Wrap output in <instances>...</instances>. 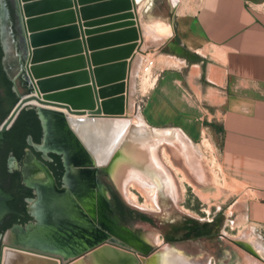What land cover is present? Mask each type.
I'll list each match as a JSON object with an SVG mask.
<instances>
[{
  "label": "crops",
  "instance_id": "obj_1",
  "mask_svg": "<svg viewBox=\"0 0 264 264\" xmlns=\"http://www.w3.org/2000/svg\"><path fill=\"white\" fill-rule=\"evenodd\" d=\"M155 2L141 0L136 9L137 56L158 53L141 120L152 129L176 131L193 146L204 129L216 130L217 171L236 189L231 206L244 223L264 229V0H165L166 19L151 16ZM117 15L80 19V25L91 23L80 30L84 40L110 33L99 30L120 23L106 21ZM13 33L18 42V31Z\"/></svg>",
  "mask_w": 264,
  "mask_h": 264
},
{
  "label": "water",
  "instance_id": "obj_2",
  "mask_svg": "<svg viewBox=\"0 0 264 264\" xmlns=\"http://www.w3.org/2000/svg\"><path fill=\"white\" fill-rule=\"evenodd\" d=\"M76 1L81 6L79 9H77ZM92 1L96 0H12L15 26L12 27L13 23L9 18L6 0H0V66L6 79L12 84L11 91L17 97L15 105L0 122V143L2 135L10 128L19 112L22 109H31L42 127L43 143H46L49 135L48 125L46 126L43 119L45 116L51 118L53 124L57 123L49 127L52 136H55L53 148L61 151L64 161H66L63 152L65 149L68 151V159L72 157L80 159L83 156V160L86 158L83 148L71 140L72 133L67 123L68 116L101 119L122 115L125 78L129 70L126 60L132 59L136 51L139 53L135 20L136 9L141 0H109L96 5H88ZM70 8H73V11ZM54 10L58 13L51 14L57 12ZM116 12L120 15L106 19V21L119 20L120 23L99 30L100 32L110 30V33L84 40L80 30L91 23L80 25V19L86 20L98 14ZM43 14L47 15L43 16ZM73 14L78 16L77 25H73ZM53 26H57V29L50 30L54 28ZM13 29L19 33V44L13 39ZM79 34H81L80 37ZM78 38L79 41L76 40ZM80 48L85 49L83 55H80ZM86 48L92 50V53L87 54ZM70 49H73L77 55L68 54ZM52 76L56 77L52 78ZM76 85L83 87L61 91ZM38 91L61 92L54 94L50 99L42 100ZM30 101H35L38 105H28ZM68 140L72 142V146L66 143ZM62 142L65 145H59ZM86 159L88 164L85 165L91 169L94 168L96 171V169L103 168L95 166L90 156ZM89 179L91 181L93 179L91 174ZM11 199L0 188V221L7 213L20 216L7 208L6 202ZM107 225L108 229L103 228L111 236L108 235L101 241L67 258L32 246L10 245L9 248L54 259L57 264H70L83 253L97 248L100 244L129 251L137 257H147L149 253L152 254L155 251V249H150L144 253L134 248L126 242L127 237L125 236L128 235L123 236L121 229L111 223ZM19 231L22 233L21 230ZM113 238L121 239L125 244ZM3 247L4 244H0V260Z\"/></svg>",
  "mask_w": 264,
  "mask_h": 264
},
{
  "label": "rangeland",
  "instance_id": "obj_3",
  "mask_svg": "<svg viewBox=\"0 0 264 264\" xmlns=\"http://www.w3.org/2000/svg\"><path fill=\"white\" fill-rule=\"evenodd\" d=\"M8 1L12 5V0ZM155 5L158 6L153 9L151 16L159 15L162 19L169 18L165 0H156ZM151 27L154 29L156 26ZM16 38L13 33L15 41ZM19 42L18 38L16 43L19 44ZM136 53L138 54V51L135 52L132 59L127 61L129 73L133 59L137 58L131 76H128L130 74L127 73V78H125L123 94L124 102L126 98L130 101L132 108L128 112L130 116L121 115L120 118L126 119L130 123L125 135L126 139L131 137L145 139L146 144L153 146L152 158L148 162L151 164L154 162V165L158 166L152 168L153 170L155 168L157 170L155 172L164 178H161V181H167V185L164 182H161L158 187L153 185L155 188L148 194V188L143 190L145 193L141 192L133 186L132 181L126 186L118 187L119 185L113 179L114 176L108 167L114 169L119 160L115 159L111 161L112 165L109 163L108 167L99 168L97 172L99 179L107 183L118 194L126 207L133 212L146 215L151 221L149 225L140 224L133 220L122 222L127 232L126 235L132 236V240L138 239L140 242L147 243L150 249L159 251L162 259L161 264H253L252 256L249 254V250L247 251V243L241 238L244 233L249 232L248 240L257 239L264 246V229L244 223L236 213V208L231 206L236 189L225 182L217 171V131L213 130L212 132V130L204 129L203 133L207 144L205 146H201L200 143L193 146L177 135L180 143L182 142L187 151L191 152L196 159L194 165L199 177L195 178V175L186 167L183 157L177 153L175 149L177 145L169 144L168 140L162 139V136L155 137L157 140L153 139V133L171 132V130H153L144 125L140 116L132 115L134 114L133 106H137L140 114L147 91L153 85L157 73L153 64L157 52L147 53L145 57L143 54L139 57ZM145 60L151 61L152 66L150 67V85L149 87L147 85L146 92H143L141 90L142 76L147 65ZM126 80L127 82L129 80V85ZM174 132L177 134L176 131ZM172 133L168 134V138L171 137ZM130 159L135 162L131 163V166L137 172L139 171L145 176L151 174L155 177V173L151 172L152 170L143 171V169H139L137 165L138 156L130 154ZM187 181L195 188L189 186ZM149 197L153 198L155 206L147 202ZM107 211H110L109 208ZM110 217L108 216V219L114 224L111 215ZM117 224L119 223L115 224L116 228L120 229ZM192 226L195 227V230L192 229ZM8 231L2 234L0 244H5L4 238ZM17 232L19 235L23 234L20 231ZM122 234L125 236L123 230Z\"/></svg>",
  "mask_w": 264,
  "mask_h": 264
},
{
  "label": "bare ground",
  "instance_id": "obj_4",
  "mask_svg": "<svg viewBox=\"0 0 264 264\" xmlns=\"http://www.w3.org/2000/svg\"><path fill=\"white\" fill-rule=\"evenodd\" d=\"M135 23H136V28L138 30L136 20ZM138 39H140L139 33H138ZM136 60L137 58L135 57L131 63L130 71L128 73L130 75L128 76H131ZM146 63L148 65V61H146ZM147 65L143 70V76H142L143 85L141 90L143 92H146L147 85L148 87L150 85L149 80L151 77L150 74L151 71ZM34 83L36 84V81H34ZM126 83L129 85V80L128 82L126 80ZM128 85H126V87H128ZM83 86H85V84ZM83 86L76 85L72 87H67V89L61 91H67V90L69 91L70 89H76ZM60 92L51 93V92L38 91V94L40 95V98L42 100H45L52 98L54 94H59ZM28 105L37 106L38 104L35 101H30L28 102ZM131 108L132 106L130 101H128L125 98L122 115L130 116L128 112ZM133 109H134L133 111L134 114L132 115H136L137 117H139L140 114L137 106H133ZM55 111L61 112L62 110H55ZM120 117L121 116L106 117L101 119H89L86 116L84 117L68 116L67 123L72 133L71 140L77 142V144L83 148L85 157L87 158V156H90L95 166L108 167L109 163H111L112 165L111 161L118 159L119 160L117 163L118 165H116L114 169L113 168L111 169V167L108 169L113 174L114 176L113 179H115V181L118 183L119 185L118 187L126 186L127 183H130V181H132V183H134L133 186L141 192H144L145 189L148 188L147 189L148 191L146 190L148 194L149 191H152L155 188L153 185H156L158 187L159 185H161V182L162 183L164 182L167 185V181L166 180L161 181V178L162 179L164 178L155 172L157 171L155 170V168L154 170L152 168L158 166L154 165L155 163L153 161L152 164L148 162L152 158L153 146L146 144L147 141L145 139H139L135 137L126 139L125 135L130 126V123L126 119L124 120ZM43 119L44 122H46V126L48 125L47 127L49 128V135L46 138V144L50 147H54L55 144L53 143V138H55V136H52L51 134L52 131L49 127L52 125V120L51 118L45 116L43 117ZM88 127L90 128L88 129ZM171 132L173 133L171 137L168 138V134ZM171 132L169 131L155 132L152 134L153 139L155 137L162 136V139L163 140L165 139V141L168 140L169 144H172L173 146L174 144L177 145V148L175 149L177 150V153H179L183 157L184 163L186 167H188V170H190L193 173V175H195V178L199 177L197 168L194 165L195 164L194 160L196 161L195 157H193L191 152L187 151V148L183 146L184 144H182V142L180 143L179 141L180 139L178 138L177 134H175L174 131ZM154 140L157 139L155 138ZM62 143H60L59 145H65V143L63 144ZM66 143L71 146L73 145L70 140H68ZM200 145L201 146L207 145L206 140L204 138V133H202ZM63 148H65V146H63ZM63 152L66 157V161L70 164L69 168L71 174L69 175V177L73 178V183H74L72 189H69L71 191V194H73V197L76 198L79 204L78 207H80L81 204L86 206L87 205L86 201L89 199L88 207H91L92 212L94 213L95 225L93 226V231H92V235L94 238L93 244H94L103 239L101 234V229L97 226V223L99 226H102L104 224L103 216H102L103 200L99 196L100 193L99 188L97 186V183L95 182L97 179L93 182L89 179L90 174L91 176L94 177L95 169L94 168L91 169L89 166H87L89 167L88 168L89 170H82L83 168L82 169L78 168L81 167L82 165L86 166L85 164H88L87 159L84 158L82 160L83 156L80 159L79 157L76 159L73 157L68 159L67 149L63 150ZM130 154H135L136 156H138L139 159L137 165L139 169H143V171L150 169L152 170L151 172L155 173V177H153L151 174L145 173L146 174L145 176L139 171L137 172V170H135L131 166V163H135V162H133L130 159ZM31 163L27 164L28 167L26 168L25 173L28 175L36 174L37 175L36 177L40 179L42 175L41 173H39L38 167ZM72 165H74L77 168L74 169ZM188 185L194 187V185H192L190 182H188ZM47 191L49 190L45 188V192ZM52 200L54 201L52 206L46 207L45 205V207L48 209L50 207L49 212L50 213L52 212L51 216L44 214L45 212L43 213L37 212V215L42 216V218H46V222H44V225L42 227L30 229L29 230L30 232L26 236L19 235L17 230L8 231V233L5 235L4 238L5 244L2 249L0 264H57V261L54 259H49V258L33 255L30 253L22 252L19 250H15L9 248L10 245L32 246L42 250H48L54 253H58L59 255H61V257L73 255L76 252L87 248L85 245L82 244L81 239L79 237L73 236L72 234L73 232L70 229V227L68 228L64 226L63 225L64 222H61L62 218L75 217L72 212L67 210V205L65 204L63 199L52 198ZM147 202L154 205L153 198L150 197L147 198ZM45 203H47V201ZM90 203H92L91 206ZM36 210L38 211L37 207H35V211ZM78 218L81 219V216H79ZM110 223L112 224V222ZM72 229L75 230L76 228L74 227ZM77 232L81 234L82 231L80 230V228H78ZM249 235H250L249 232L244 233L241 239L247 243L246 245L247 249L250 251V254L253 259L252 263L264 264V246L261 245L262 243H260L257 239L248 240L247 237ZM125 237H127L126 240H129L127 242L131 244L134 248L140 249L141 251H144V253H147L149 251V248L146 247L145 245L137 244L136 240H132L131 238L132 236H125ZM148 255L147 257H137L132 253H130L129 251L116 248L107 244H100L97 248L83 253L80 257H78L70 264H161L162 263L161 253L159 251L156 250L149 256ZM260 257H262L263 259H261Z\"/></svg>",
  "mask_w": 264,
  "mask_h": 264
},
{
  "label": "flooded vegetation",
  "instance_id": "obj_5",
  "mask_svg": "<svg viewBox=\"0 0 264 264\" xmlns=\"http://www.w3.org/2000/svg\"><path fill=\"white\" fill-rule=\"evenodd\" d=\"M35 117L38 122V130L36 128L27 127V133L22 142L4 139V134L2 135L0 143V188L5 194L12 198L6 202L7 208L22 217L7 213L0 221V229H2L3 226H6V229L0 233V239L2 234L8 230H21L26 236L30 232V229L42 227L44 222H46V218L37 215V212H45L44 214L51 216L52 212H49L50 207L49 209L46 207L53 205V198L63 199L67 205V210L72 212L75 217L62 218L61 222H64V226L68 228L70 227L73 236L79 237L82 244L88 247L94 242L92 231L93 226L95 225L94 213L92 212L91 207H88L89 199L86 201V206L81 204V206L78 207L79 204L76 198L73 197V194H71V191L69 190L74 186L73 178L69 177L71 174L69 168L70 164L67 161H64V157L62 153H60V150L54 149L46 143H43L42 127L36 114ZM56 124L52 123V125ZM89 128L90 127H88V129ZM28 163L34 164L38 167V171L42 175L40 179L36 177V174L28 175L25 173ZM72 166L74 169L77 168L74 165ZM78 168L89 170V167L84 165ZM98 170L99 169L95 171L92 181L97 179L95 182L99 188V196L103 200L102 216L104 224L99 226L97 223V226L101 229L102 238L104 239V237H107L108 235L111 236L110 233L103 228L106 227L108 229L107 224L111 222L108 219V216L110 217V215L113 218L114 225L119 223L117 226L126 234L127 232L124 229L125 226L122 224L124 221H121L117 216L116 208L118 206L122 209L128 208L120 200L118 194L107 183L99 179L97 176ZM45 188L49 191L45 192ZM46 201L47 203H45ZM91 204L92 203H90V206ZM35 207H37L38 211H35ZM108 208L110 210L109 212L107 211ZM77 216H81V219ZM130 216L133 217V221L137 223L149 225L140 219L142 216L148 218L144 214L133 212ZM74 227L76 228L75 230L72 229ZM78 228L82 231L81 234L77 232ZM194 228L195 227L192 226V229ZM127 241L129 240H126V242ZM136 241L137 244H143L149 248L147 243L143 241L140 242L138 239H136ZM119 242L125 244L121 239ZM248 252L250 254V251ZM56 254L59 255L58 253ZM71 256L72 255H68L64 258Z\"/></svg>",
  "mask_w": 264,
  "mask_h": 264
},
{
  "label": "trees",
  "instance_id": "obj_6",
  "mask_svg": "<svg viewBox=\"0 0 264 264\" xmlns=\"http://www.w3.org/2000/svg\"><path fill=\"white\" fill-rule=\"evenodd\" d=\"M6 6L11 20L12 11L8 6L7 1ZM11 86V82L6 79L0 66V122L8 115L12 107L17 102V97L15 93L11 91ZM27 127L36 128L38 130V122L33 110L22 109L10 128L4 133L3 137L4 139L22 142L25 134L27 133ZM132 213L133 211L129 209H122L119 206L116 208V214L121 221L134 220L133 217L130 216ZM140 219L147 224H151L150 219L145 216H142ZM4 229H6V226H3L2 229H0V233H2Z\"/></svg>",
  "mask_w": 264,
  "mask_h": 264
},
{
  "label": "built area",
  "instance_id": "obj_7",
  "mask_svg": "<svg viewBox=\"0 0 264 264\" xmlns=\"http://www.w3.org/2000/svg\"><path fill=\"white\" fill-rule=\"evenodd\" d=\"M144 62H146V60ZM147 66L150 68L152 66V62L148 61V65Z\"/></svg>",
  "mask_w": 264,
  "mask_h": 264
}]
</instances>
